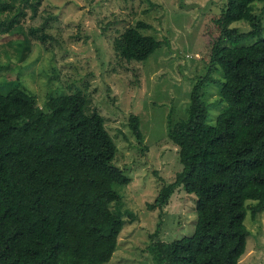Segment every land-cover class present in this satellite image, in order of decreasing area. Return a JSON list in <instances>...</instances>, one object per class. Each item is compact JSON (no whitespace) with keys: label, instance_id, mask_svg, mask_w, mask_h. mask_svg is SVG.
Masks as SVG:
<instances>
[{"label":"trees","instance_id":"1","mask_svg":"<svg viewBox=\"0 0 264 264\" xmlns=\"http://www.w3.org/2000/svg\"><path fill=\"white\" fill-rule=\"evenodd\" d=\"M40 4L0 0V23L7 24L2 32L20 35L5 42L19 62L36 43L43 46L48 63L42 71L49 77L56 72L54 52L43 42L59 43L49 29L58 13L38 12ZM24 7L42 21H17ZM238 22L249 28L233 26ZM151 26L136 20L120 30L110 61L141 62L168 44L167 37L143 32ZM205 34L209 51L186 116L174 121L168 115L166 135L178 148L181 169L173 181L161 180L147 203L162 209L176 189L193 193L196 222L192 232L171 240L156 237L158 224L148 247L155 264H237L249 235L247 211L255 217L264 207V0H224ZM2 68L7 66L0 59V264H106L135 214L113 208L121 198L116 187L126 186L129 177L113 163L117 145L103 116L79 89L48 86L39 97L22 69L7 78ZM215 82L218 95L209 102L205 88ZM220 103L224 108L208 123L207 107ZM129 125L141 141L139 117L132 115Z\"/></svg>","mask_w":264,"mask_h":264},{"label":"rangeland","instance_id":"2","mask_svg":"<svg viewBox=\"0 0 264 264\" xmlns=\"http://www.w3.org/2000/svg\"><path fill=\"white\" fill-rule=\"evenodd\" d=\"M40 3L38 12L47 8L58 13L50 21L49 29L59 43L49 38L43 42L53 47L56 72L51 70L49 74L56 75V79L49 80L50 76L43 73V63L47 65L48 61H43L45 52L38 43L27 60L18 61L17 52L5 42L20 35L2 32L7 26L5 22L0 23V59L7 68H2L1 73L8 78L18 68L22 69L24 82L39 97H43L44 88L55 85L66 92L79 89L87 96L90 109L103 116L117 145L113 163L129 177L126 186L116 187L121 198L113 208L135 214L132 222L120 231L116 249L106 264H155L148 247L158 224L156 237L171 240L192 232L196 222L193 193L176 189L162 209H150L147 203L154 200L162 182L173 181L181 169L178 148L166 135L168 115L171 113L174 121L186 116L192 84L203 73L202 57L209 51L207 24L224 0H40ZM23 11L15 19L25 26L42 21L38 13L31 16L30 7H24ZM136 20L151 23V28L143 32L155 33L161 39L167 37L169 43L141 62L123 64L114 58L111 62L112 38L125 26L135 25ZM233 26L249 28L239 22ZM32 72L36 73L34 77L30 76ZM214 76L218 78L220 73ZM218 87L215 82L205 88L207 101L213 100L216 92L218 95ZM224 106V103L209 104L207 122L214 124ZM132 115L139 117L141 141L130 128ZM244 222L249 235L237 264H264V207L255 217L248 209Z\"/></svg>","mask_w":264,"mask_h":264}]
</instances>
